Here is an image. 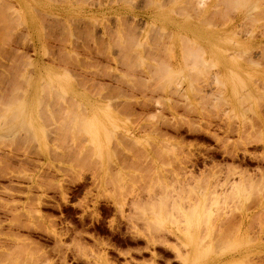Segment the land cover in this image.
<instances>
[{"label": "rangeland", "instance_id": "374dc122", "mask_svg": "<svg viewBox=\"0 0 264 264\" xmlns=\"http://www.w3.org/2000/svg\"><path fill=\"white\" fill-rule=\"evenodd\" d=\"M222 1L0 0L4 264H264V0ZM199 191L246 235L189 228Z\"/></svg>", "mask_w": 264, "mask_h": 264}, {"label": "bare ground", "instance_id": "6f19581e", "mask_svg": "<svg viewBox=\"0 0 264 264\" xmlns=\"http://www.w3.org/2000/svg\"><path fill=\"white\" fill-rule=\"evenodd\" d=\"M219 1H222V0H218V2H219ZM228 1L231 2L232 0H228ZM237 1H238V0H236V1L234 0L235 3H236ZM222 2L225 3L224 1H222ZM240 2H241V3H240ZM243 2L246 3L247 0H245V1H241V0H240V1H238V3H237V4L241 7V9H242V7L245 6V4H243ZM204 3H205V0H193V4L196 6L195 8L198 9L197 12H201V10H202V9H200L199 7H202V8L205 7ZM223 3H221V4H223ZM226 3H227V6H228L229 4H228L227 0H226ZM226 3H225V4H226ZM235 3L232 2V3H230V5L232 6V4H235ZM252 3H253V2H252ZM252 3H251V4H252ZM256 3H257V2H256ZM256 3H255L256 6H255V5L253 6V7H255V8H256L257 6H260V5L256 4ZM2 4H3V3H2ZM4 4H5V3H4ZM206 4H207V3H206ZM219 4H220V3H219ZM225 4H224V6H226ZM237 4H236L235 6L233 5L234 8L237 6ZM242 4H243L244 6H243ZM194 5H193V6H194ZM241 5H242V6H241ZM246 5H247V4H246ZM0 6H1V5H0ZM233 6H232L231 8H233ZM1 7H3V6H1ZM1 7H0V8H1ZM229 7H230V6H228V8H229ZM245 7H246V6H245ZM250 7H251V6H250ZM7 8H8V7H7ZM181 8H182V7H181ZM181 8H180L178 11L182 10ZM191 8H193V11L196 10V9H195L194 7H192V6H191ZM228 8H227V9H228ZM231 8H230V9H231ZM247 8H249V6H247ZM247 8H246V11L249 12L251 9H250V10H247ZM257 8H258V7H257ZM3 9H4V8H3ZM3 9H2V10H3ZM176 9H177V8H176ZM252 9H253V8H252ZM199 10H200V11H199ZM233 10H234V9H233ZM173 11H174V10H173ZM176 11H177V10H176ZM194 12H195V11H194ZM194 12H193V13H194ZM197 12H195V13H197ZM223 12H225V11H223ZM223 12H222V13H223ZM244 12H245V11H244ZM2 13H6V12L4 11V12H2ZM181 13H182V12L180 11V15H181ZM195 13H194V14H195ZM227 13L229 14V12H227ZM231 13H232V12H231ZM231 13H230V14H231ZM251 13H252V12H251ZM251 13L248 14V15L251 16V15H252ZM256 14H257V12H256ZM151 15H152V14H150V16H151ZM177 15H178V14H177ZM196 15H197V14H196ZM199 15H200V13H199ZM223 15H224V14H223ZM254 15H255V12H254ZM5 16H6V15H5ZM147 16H149V15H147ZM194 16H195V15H194ZM205 16H206V15H205ZM225 16H226V15H225ZM229 16H230V15H229ZM257 16H258V15H257ZM257 16H256V18H255L256 20H257ZM7 17H8V15H7ZM7 17H6V18H7ZM195 17H196V16H195ZM230 17H231V16H230ZM253 17H254V16H251V21H252L251 23H253V25H254V22H255L256 20H254ZM4 18H5V17H4ZM151 18H152V17H151ZM224 18H225V17H224ZM247 18H248V16L246 15V17H245L244 19L247 20ZM2 19H3V18H2ZM2 19H0V20L2 21ZM18 19H19V18H18ZM18 19H17V20H18ZM213 19H214V17H213ZM231 19H233V18H231ZM252 19H253V20H252ZM258 19H260V18L258 17ZM3 20H4V19H3ZM224 20H225V19H224ZM1 21H0V22H1ZM6 21H7V20H6ZM222 21H223V20H222ZM242 21H243V20H242ZM247 21H249V20H247ZM247 21H246V23H247ZM253 21H254V22H253ZM257 22H258V21H257ZM19 23H20V22H19ZM243 23H244V22H243ZM243 23H242V24H243ZM6 24H7V23H6ZM8 24H9V23H8ZM20 24H21V23H20ZM248 24H250V23H248ZM16 25H17V24H16ZM246 25H247V24H246ZM253 25H252V26H253ZM238 26H239V25H238ZM223 27H224V26H223ZM242 27H243V26H242ZM250 28H251V26H250ZM235 29H236V28H235ZM179 30H180V29H179ZM243 30H244V29H243ZM241 31H242V30H241ZM244 31H247V30L245 29ZM7 32H8V31H7ZM246 33H248V32H246ZM251 33H252V32H251ZM253 34H254V33H253ZM251 35H252V34H251ZM7 36H8V35H7ZM206 36H207V35H206ZM142 38H143V37H142ZM192 43H193V42H192ZM192 43L190 44V46H192ZM240 44H241V43H240ZM194 45H195V44H194ZM195 46H196V45H195ZM197 48H199V46H197ZM194 49H196V47H194ZM125 56H126V55H125ZM123 58H124L123 60H125V57H123ZM232 58H233V57H232ZM125 61H126V60H125ZM173 61H174V60H173ZM126 62H127V61H126ZM129 64H131V63H129ZM156 68H157V67H156ZM166 68L168 69V67H166ZM166 68L163 69L162 71L166 70ZM157 69H158V68H157ZM169 69H170V68H169ZM159 70H160V69H159ZM178 70H180V69H178ZM169 71H170V70H169ZM169 71H168V72H169ZM170 72H172V71H170ZM158 74H159V73H158ZM180 74H181V73H180ZM166 75H167V74H166ZM168 75L171 76L172 73H171V74H168ZM191 75H192V74H191ZM164 76H165V75H164ZM171 77H173V76H171ZM188 77H189V76H188ZM165 78H167V77H165ZM169 79H170V78H169ZM190 79H191V77H190ZM170 80H172V79H170ZM156 82H157V81H156ZM167 82H170V81L168 80ZM164 83H165V82H164ZM164 83H162V84H164ZM140 84H141V83H140ZM167 84H168V83H167ZM141 85H142V84H141ZM160 85H161V84H160ZM243 85H244V84H243ZM162 87H163V86H162ZM162 87H161V88H162ZM44 89H45V88H44ZM42 93H44V91H43ZM248 96H249V95H248ZM10 98H11V97H10ZM10 98H9V99H10ZM12 98H13V97H12ZM249 98H250V97H249ZM75 101H76V100H75ZM12 102H13V101H12ZM256 102H257V101H256ZM258 102H259V101H258ZM249 103H250V101H249ZM3 105H4V104H3ZM7 106H8V105H7ZM3 107H4V106H3ZM257 107H258V106H257ZM71 109H73V108H71ZM0 110H1V109H0ZM6 110H7V109H6ZM0 112H1V111H0ZM69 112H70V111H69ZM3 113H4V111H3ZM0 114H1V113H0ZM75 114H76V113H75ZM1 115H2V114H1ZM3 116H4V115H3ZM3 116H2V117H3ZM12 116H13V115H12ZM0 117H1V116H0ZM10 118H11V117H10ZM81 119H82V117H81ZM83 119H84V118H83ZM70 120H71V119H70ZM85 120H87V119H85ZM78 121H80V120H78ZM69 122H70V121H69ZM71 123H72V122H71ZM85 123H86V122H85ZM91 123H92V122H91ZM64 124H65V121H64ZM5 125H6V124H5ZM76 127H78V126H76ZM76 127H75V128H76ZM79 127H80V126H79ZM69 129H70V128H69ZM87 129H88V128H87ZM103 129H104V128H103ZM78 130H79V129H78ZM81 132H82V131H81ZM77 133H78V131H77ZM66 134H67V132H66ZM88 134H89V133H88ZM91 134H92V133H91ZM106 135H107V134H106ZM106 135H105V136H106ZM93 137H94V136H93ZM263 137H264V136H263ZM92 141H93V140H92ZM95 148H96V147H95ZM241 174H242V173H241ZM241 174H240V176H241V180H238V182H239V181H241V182H240V183L237 182V183H238V186H235V185H234V186H235V187L233 188V192H234V193L232 192V189H231V191H229V192H231V193H230V194H231L230 197L234 196V198H235V197L240 198L242 195H239V194L242 193L243 196H244V198H246V200H247V199L249 200L250 197L248 198V196L252 194V192H253L252 189L255 188V186L253 185L254 182L251 181V179L249 180L248 178H245L246 175H244V178H245V179H244V178L242 179V175H241ZM201 179H202V178H201ZM215 179H216V178H215ZM260 180H261V179H260ZM263 180H264V179H263ZM207 181H208V180H207ZM179 182H180V181H179ZM179 182H177V183H179ZM182 182H184V181H182ZM199 182H200V181H199ZM203 182H204V181H203ZM203 182H202V183H203ZM222 182H223V181H222ZM250 182H251V183H250ZM257 182H258V181H257ZM205 183H206V181H205ZM214 183H215V182H214ZM214 183H213V184H214ZM180 184H181V183H180ZM203 184H204V183H203ZM218 184H219V183H218ZM223 184H224V183H223ZM226 184H227V183H226ZM262 184H263V183H261V184L259 185V187H261V186L264 185V184H263V185H262ZM198 185H199V183L197 184V186H198ZM201 185H202V184H201ZM221 185H222V183H221ZM236 185H237V184H236ZM255 185H257V183H255ZM177 186H178V185H177ZM185 186H186V184H185ZM219 186H220V185H219ZM219 186L217 185V187H219ZM222 186H223V185H222ZM181 187H182V186H181ZM181 187H180V188H181ZM204 187H206V186H204ZM231 187H232V185H231ZM197 188H198V187H197ZM200 188H201V187H200ZM182 189H184V188L182 187ZM259 189H261V188H259ZM189 190H190V189H189ZM189 190H187V191H189ZM201 190H202V188H201ZM229 190H230V189H229ZM256 190L258 191V187L256 188ZM178 191H179V190H178ZM184 191H185V190H184ZM184 191H183V192H180V193H184ZM194 191H195V190H194ZM251 191H252V192H251ZM199 192H200V191H199ZM203 192H204V191L200 192L201 194H198V195H196L195 197L192 196V197L194 198V199H193L194 201H193V200L190 201V202H192V203L189 202V203H190V206H192V208L188 207V208H189L188 210H191V211H188V210L186 211V209L184 210L183 208L181 209V207H182V206H181V205H182L181 202H182V201H186L185 199H187V198H185V197H187L186 192H185L186 195H184L185 197L183 196V194H182V196H180L181 194L179 195V193L177 192V195H179V198L176 197V198H175V199H176L175 202H177L178 204L174 202V203H175L174 206H180V207H177L176 209H180L179 212L181 213L183 219H184L185 221H187V222H185V223L188 225V227L191 228V229H193V228L196 229V228H197V232H198V230L201 229V226H203V227H205L204 229H205V231L207 232V233H205V234H206L207 236H209L210 234H212V232L210 233V231H212L211 229L213 228L212 225H213L214 223H216V222L219 220V221H218L219 223L216 224L217 226H214V228H216V230H217V227H218V226H220V227L223 226V227L221 228L222 230H221V229H218V231H217V233H216L215 236H217L218 233H219L218 236H222L223 233H226V234L228 235L229 232H227V231H230L231 229H233L234 231H236V232H234L233 230H231L232 233H233V232H234V233H237L236 236H234V237H239V236H241V235L243 236V233H244V232L242 231V228H243V226H244V224H245L244 219H243V215H244L245 213L242 214V213L240 212V216H239V217H241V220H240L239 223L237 222L238 224H236V222H235V223L233 222L234 219H233L232 217H231L232 220H231L230 218H228L229 216H228V217H227V216H225V217L222 216V218H221V214H222V213L217 215V213H218L219 211L216 212V210H218V209H219V210L222 209L221 207H220V208H217V207H218L217 204H220L219 201L221 200V199H220L219 201L217 200V199H218L217 196H219V195H214V196L217 197V199H216L215 197H213V198H211V200H212V201H211V200H209V199L206 198V197L208 196V194H207L208 191H207L206 193H203ZM133 193H134V192H133ZM189 194H190V193H189ZM222 194H223V193H222ZM222 194H220V195H222ZM224 194H225V193H224ZM230 194H229V195H230ZM233 194H234V195H233ZM229 195H228V196H229ZM236 195H237V196H236ZM238 195H239L240 197H239ZM263 196H264V195H263ZM136 197H137V196H136ZM183 197H184V200H183ZM226 197H227V196H226ZM226 197H225V200H226ZM254 197H255V196H254ZM254 197H252L251 199L254 200ZM188 198H189V196H188ZM237 198H235V199L237 200ZM262 198H263V197H262ZM131 199H132V198H131ZM137 199H139V198H136V199H133V200H137ZM206 199H207L209 202H205V201H207ZM223 199H224V198H223ZM139 200H140V199H139ZM227 200H228V199H227ZM238 200L241 201L240 199H238ZM246 200H245V201H246ZM256 200H257V199H256ZM124 201H125V200H124ZM140 201H142V200H140ZM222 201H224V200H222ZM239 201H238V205H240V204H239ZM120 202H121V200H120ZM129 202H130V201H129ZM133 202H135V201H132V203H133ZM137 202H138V201H137ZM143 202H144V201H143ZM167 202H168V201H167ZM167 202H166V203H167ZM218 202H219V203H218ZM138 203H139V202H138ZM144 203H145V202H144ZM207 203H208V204H207ZM226 203H227V202H226ZM122 204H123V203H120L119 205H122ZM145 204H146V203H145ZM223 204H225V203H223ZM123 205H124V204H123ZM161 205H163V203H161ZM164 205H166V204H164ZM132 206H133V205H132ZM172 206H173V205H172ZM188 206H189V205H188ZM213 206H216V209H213ZM242 206H243V202H242ZM122 207H123V206H122ZM122 207L120 206V208H122ZM160 207H161V206H160ZM162 207H163V206H162ZM162 207H161V208H162ZM158 209H159V208H158ZM263 209H264V208H263ZM120 210H122V209H120ZM213 210H214V211H213ZM222 210H223V209H222ZM241 210H242V209H241ZM159 211H160V210H159ZM161 211H162V209H161ZM220 211H221V210H220ZM213 213H214V214H213ZM143 214H144V213H143ZM141 215H142V214H141ZM162 215H163V213H162ZM190 215H191V216H190ZM245 215H246V214H245ZM135 216H136V215H135ZM231 216H232V215H231ZM256 216L258 217V215H256ZM143 217H144V216H143ZM226 217H227V218H226ZM257 217L254 216L255 219H256ZM163 218H164V217H163ZM219 218H221V219H219ZM258 218H259V217H258ZM260 218H261V217H260ZM135 219H136V218H135ZM142 219H143V218H142ZM143 220H145V222H146V223L143 222L144 224H146V228H145V229L149 228L148 223L150 224V222H149L148 218L145 217ZM132 221H133V220H132ZM141 221H142V220H141ZM260 221H261V219H260ZM260 221H258V222L260 223ZM251 222H252V221H251ZM262 222H263V221H262ZM252 223H253V222H252ZM136 224H137V223H136ZM141 224H142V223H141ZM219 224H220V225H219ZM235 224H236V225H235ZM150 225H151V224H150ZM248 225H249V224H248ZM250 225H251V223H250ZM250 225H249V226H250ZM252 225H253V224H252ZM257 225H259V224H257ZM257 225H256V226H257ZM141 226H142V225H141ZM144 226H145V225H144ZM211 226H212V228H211ZM246 226H247V225H246ZM256 226H255V227H256ZM220 227H219V228H220ZM250 227H251V226H250ZM252 227H253V226H252ZM252 227H251V228H252ZM259 227H260V226H259ZM131 228H132V227H131ZM133 228H134V227H133ZM214 228H213V229H214ZM244 228H245V227H244ZM244 228H243V230H245ZM246 228L248 229L249 227H246ZM143 229H144V228H143ZM253 229H255V228H253ZM219 230H220V232L222 231L221 235H220ZM223 230H225V232H223ZM143 231H144V230H143ZM146 233H147V236H146V237H147V241H148V242L150 241L151 243H152V242H155V241L157 242L158 237H159V236L161 237V234H159V231H157L156 229H155V231H154V230H151V231H150V230H147ZM160 233H161V232H160ZM209 233H210V234H209ZM232 233L230 232V234H232ZM256 233H257V236H256V237L258 238V236H259V235H258V234H259L258 229L254 232V235H256ZM198 234H199V233H198ZM213 234H214V233H213ZM226 234H224V235H225L226 237H228L229 235L227 236ZM244 234L246 235V232H245ZM224 235H223L222 238H226ZM254 235H252V236L254 237ZM199 236H201V235H197V238H198ZM215 236H214V237H215ZM218 236H217L216 238L219 239L220 237H218ZM232 236H233V235H232ZM252 236H251V237H252ZM160 237H159V238H160ZM256 237H255V238H256ZM192 238H193V237H192ZM197 238H196V239H193V241H192V243L194 242L193 245H195V241L198 240ZM208 238H209V237H208ZM216 238H215V240H216ZM160 239H162V238H160ZM218 239H217V240H218ZM236 239H237V238H236ZM249 239H250V237H249ZM223 240H224V239H223ZM227 240H228V238H227ZM250 240H251V239H250ZM252 240H253V238H252ZM163 241H164V239H163ZM202 241H203V240H202ZM202 241L200 240L201 243H202ZM221 241H222V239H221ZM160 242H161V240H160ZM209 242H210V241H209ZM98 243H99V242H98ZM157 243H158V242H157ZM162 243H163V242H162ZM162 243H161V244H162ZM198 243H199V241H197V245H198ZM226 243H228V241H227ZM226 243H224V244H226ZM105 244H106V243H105ZM212 244H214V242H213ZM187 245H188V243H187ZM189 245H190V244H189ZM227 245H228V244H227ZM232 245H233V244H232ZM251 245H252V244H251ZM255 245H256V244L254 243V245H253L254 248H257L256 246H258V245H256V246H255ZM109 246H110V245H109ZM253 246H250V247H253ZM194 247H196V245H195ZM197 247H201V246H200V243H199V245H198ZM250 247H249V248H250ZM197 249L199 250V249H201V248H197ZM224 249H225V248H224ZM195 250H196V249H195ZM2 253L5 254V252H2ZM190 253H191V252H190ZM253 253H254V254H253ZM257 253H258V250L256 251L255 249H253V250L248 251V249H247V251H246L245 253H243V256L247 258V259L245 258L246 260H248L249 257L251 258V255H252V254H253V256H255V255H258ZM4 254H1V253H0V262H1V260L3 261L2 258H4L3 264H4V262H5V257H3ZM186 254H187V252H186ZM6 255L8 256L7 253H6ZM6 255H5V256H6ZM263 255H264V254H263ZM7 256H6V257H7ZM179 256H180V255H179ZM185 256L187 257V255H185ZM186 257H185V258H186ZM240 257H241V256H240ZM179 259H181V258H179ZM182 259H183V262H182V263H186V264H190V263H191V264H193V262H194L193 259H192V260H188L189 258H188V259L186 258V259L184 260L183 257H182ZM239 259H240V260H241V259L245 260L244 258H239ZM129 260H130V259H129ZM234 260H235V259H233V262H236V261H234ZM237 260H238V259H237ZM246 260H245V261H246ZM181 261H182V260H181ZM231 261H232V260H231ZM149 262H150V261H149ZM238 262H239V260H238ZM246 262H248V261H246ZM107 263H108V262H107ZM239 263H240V262H239ZM241 263H242V261H241ZM252 263H253V262H252ZM6 264H7V263H6Z\"/></svg>", "mask_w": 264, "mask_h": 264}]
</instances>
